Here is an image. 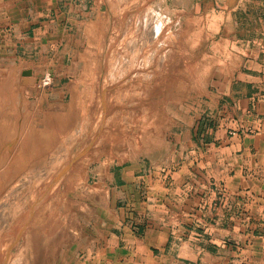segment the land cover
Returning <instances> with one entry per match:
<instances>
[{"label":"rangeland","instance_id":"1","mask_svg":"<svg viewBox=\"0 0 264 264\" xmlns=\"http://www.w3.org/2000/svg\"><path fill=\"white\" fill-rule=\"evenodd\" d=\"M23 1L2 13L0 264H264V148L237 140L262 132L264 0H73L26 49ZM230 179L253 214L211 249L188 232L215 231Z\"/></svg>","mask_w":264,"mask_h":264},{"label":"crops","instance_id":"2","mask_svg":"<svg viewBox=\"0 0 264 264\" xmlns=\"http://www.w3.org/2000/svg\"><path fill=\"white\" fill-rule=\"evenodd\" d=\"M10 0H0V16L2 15V13L5 12V10H8L10 8ZM37 3H35V5L30 7H27L29 4L26 1H23L22 3V7H18L19 10H23V11H27L28 8L31 9V11L33 12L34 10L36 11V15L35 17L37 18L36 20H34L33 23H31L30 26L24 27V29H20L18 32V37L20 40H22L23 43H18V45L16 47H23L25 46L24 49H26V47L30 46V43L27 44V41H31L32 39L36 40H41L40 44H45L47 43L46 38H49L52 34H54L53 32L55 30H59L62 26H65V21L66 19V15H68V13L70 11L73 10L74 6L72 5V1L73 0H35ZM48 1V2H46ZM8 4V6L6 7V5ZM9 7V8H8ZM46 13V14H44ZM50 16L51 19H48V17ZM20 27L21 24L23 23L20 21ZM11 20L10 17L7 15H2L0 17V47L2 46V58L3 59H9L10 58V51L7 52V50L10 48L11 46ZM13 26H15V24H13ZM16 33V32H15ZM34 38H32V37ZM18 42V41H17ZM250 88V87H249ZM259 92H261L262 94H260L257 99L259 100V106L261 107V110L259 111V114L262 117V132L259 133V137H248V139H244L239 137L237 140L240 142H244L246 145H248L245 149L247 151H250V154L252 153L253 155H257L258 153H262V148H264V145H260L258 142L256 144H254L255 140L257 141H264V85H260V87L258 88ZM250 101H253V98H245L243 100L238 101L240 104H242L243 106H246L250 103ZM260 121V120H259ZM252 139V140H251ZM251 141L252 144H251ZM232 179H230V181H228L227 183V191L228 194L226 196V200L223 201L222 205L217 206L216 204V208L215 206L213 207L212 205V200L214 197L210 198L211 201V209H210V205L208 208V213L210 215V219L211 221H213V218L215 217V221H214V225H211L210 228H212V230H215L214 232H210V233H203L200 229H192L190 232H188L189 235H194V236H200V235H204L208 234V237H211L210 240H206L205 239H198L200 242L203 243L204 246H211L210 244H208V242L210 243H218L220 244L219 241V235H244L245 232L244 231H240V233H238L237 231H234L233 228V224L235 222V220H240V219H249L250 215L253 214L251 213V211H247L243 206V201L246 200L247 198L245 197H241L240 201L238 197H235L234 195V186L232 185ZM260 203H261V198L257 199ZM209 201V202H210ZM208 202V203H209ZM247 203H251L250 200L248 199ZM236 204H241L243 211L240 214L235 213V206ZM255 206H257L256 203H253ZM260 205V204H259ZM193 214V212H192ZM203 214V210L198 209V211L196 210V215L194 218L197 217H201ZM183 215H185V219L189 220L186 216L187 213H183ZM214 216V217H213ZM240 216H242V218H240ZM191 217V216H190ZM259 218H261L262 220H264V215H260ZM253 234V233H252ZM180 244H182V242H180ZM221 246V245H220ZM213 247L211 246V249ZM184 249L183 252L188 253V251H195V252H201L202 248L196 244H190V243H186L183 244L179 250ZM214 249V248H213ZM154 251V249H152ZM170 246L168 248V251L171 252ZM213 251V250H211ZM221 251L220 248L218 249H214V256L212 257L214 258V261H216L217 263H213V264H219L220 260L222 259V257H220L219 252ZM224 252V251H223ZM178 257H180V255H178ZM169 259V257H167ZM223 259L226 261V263L223 262V264H230L231 260L229 259V257H226ZM169 261V260H168ZM178 264H190L189 261L187 262L186 257L184 259H178ZM243 262V261H242ZM245 262V260H244ZM245 264H255L253 259H249Z\"/></svg>","mask_w":264,"mask_h":264},{"label":"bare ground","instance_id":"3","mask_svg":"<svg viewBox=\"0 0 264 264\" xmlns=\"http://www.w3.org/2000/svg\"><path fill=\"white\" fill-rule=\"evenodd\" d=\"M49 134H50V132H49ZM40 135H41V134H40ZM48 137H49V136H48ZM48 137H47V138H48ZM45 138H46V137H45ZM47 138H46V139H47ZM17 157H18V156H17ZM18 159H19V158H18Z\"/></svg>","mask_w":264,"mask_h":264}]
</instances>
